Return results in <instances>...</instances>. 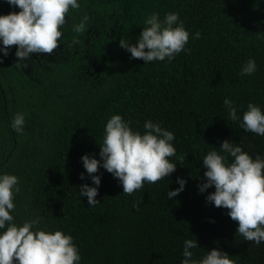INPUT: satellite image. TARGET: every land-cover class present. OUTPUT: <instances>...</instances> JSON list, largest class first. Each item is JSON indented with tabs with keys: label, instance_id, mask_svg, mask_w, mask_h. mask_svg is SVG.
<instances>
[{
	"label": "trees",
	"instance_id": "1",
	"mask_svg": "<svg viewBox=\"0 0 264 264\" xmlns=\"http://www.w3.org/2000/svg\"><path fill=\"white\" fill-rule=\"evenodd\" d=\"M51 54L33 53L17 63L15 47L0 63V172L15 174L16 222L39 217L41 227L59 228L74 238L81 264H179L183 240L196 239V258L212 248L235 264H264V243L256 245L235 232L227 209L206 202L198 191L201 158L224 139L250 155H264V137L230 121L223 99L238 113L248 102L264 110V0H78ZM0 0V13L18 11ZM176 12L189 32L186 45L171 61L130 58L120 38L134 43L144 19ZM83 17L85 30L72 25ZM200 32L198 39L192 34ZM59 39V38H58ZM254 58L257 70L240 75ZM23 113V133L10 122ZM120 114L134 129L152 120L174 133L176 170L132 194L102 167L96 199L88 206L79 186L91 179L82 154L99 159L104 125ZM182 162L183 165L180 164ZM84 179H80V173ZM186 180L178 196L168 189Z\"/></svg>",
	"mask_w": 264,
	"mask_h": 264
},
{
	"label": "clouds",
	"instance_id": "2",
	"mask_svg": "<svg viewBox=\"0 0 264 264\" xmlns=\"http://www.w3.org/2000/svg\"><path fill=\"white\" fill-rule=\"evenodd\" d=\"M18 11L0 13V63L15 47L17 63L27 66L33 53L51 54L62 38V29L68 22L71 10L81 7L78 0H6ZM83 17L72 25L73 31L85 30ZM144 26L133 43L120 38L119 46L130 53V58L142 59L143 64L153 61H171L180 52H188L189 32L176 12H166L163 18L153 12L144 19ZM200 32L192 34L198 39ZM59 38V39H58ZM258 39L264 36L258 35ZM254 58L249 57L240 68V75L249 76L257 70ZM223 106L230 121L237 123L245 132L264 137V110L258 104L248 102L238 113V106L228 97ZM25 116L16 113L10 122L11 128L23 133ZM174 133L159 123L145 120L143 130L134 129L120 114H112L106 121L99 145V159L82 154L83 168L89 175L92 186H79L80 196L87 198L88 206L100 203L96 199L101 182L98 167H102L118 180L122 192L132 194L142 189L145 182L154 184L170 176L176 170ZM204 168L198 191L204 193L206 202L227 209V215L237 222L235 232L244 240L256 245L264 243V155H250L239 143L224 139L219 146L207 150L201 158ZM181 165L182 162L179 161ZM80 173V179H84ZM178 187L168 189L167 199L183 191L186 180L176 177ZM20 191L19 178L15 174L0 172V264H81L79 248L74 238L59 228L41 227L37 216L16 222L11 214L15 210L14 197ZM196 239L183 240L179 264H235L230 255L212 248L196 258L193 249Z\"/></svg>",
	"mask_w": 264,
	"mask_h": 264
}]
</instances>
